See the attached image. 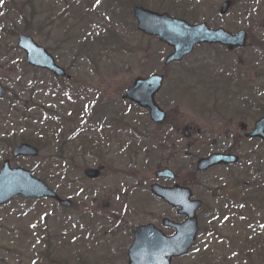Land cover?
<instances>
[{"label":"rangeland","instance_id":"obj_1","mask_svg":"<svg viewBox=\"0 0 264 264\" xmlns=\"http://www.w3.org/2000/svg\"><path fill=\"white\" fill-rule=\"evenodd\" d=\"M78 1L37 0L32 9L21 0H0V84L7 89L0 101V169L9 160L13 168L32 170L73 202L66 210L51 200L17 197L0 208V264H128L140 226L170 234L161 221L184 219L151 195L154 183L188 187L204 204L195 248L173 264H264V142L248 141L240 129L244 123L251 131L264 115V0H234L224 17L219 9L227 0H108L122 8L115 27L122 41L117 54L90 50L92 62L71 40L84 42L110 25L101 8L93 12ZM135 3L233 34L245 30L251 45L236 55L199 47L165 68L171 50L137 31ZM20 34L45 47L72 78L60 81L30 68L17 47ZM234 67L245 76L231 97ZM152 74L166 79L157 97L167 114L160 126L121 99L137 77ZM92 107L96 113L85 128ZM58 128L68 145L61 165L71 160L67 177H58ZM23 142L38 147L40 157L13 158ZM217 152L236 153L243 164L196 173L197 161ZM88 168L101 169L100 178L87 179ZM162 169L172 170L176 180H157Z\"/></svg>","mask_w":264,"mask_h":264},{"label":"water","instance_id":"obj_2","mask_svg":"<svg viewBox=\"0 0 264 264\" xmlns=\"http://www.w3.org/2000/svg\"><path fill=\"white\" fill-rule=\"evenodd\" d=\"M231 6L232 2H225L220 9V14L226 15ZM132 11L137 20L139 32L146 36L157 37L162 44L173 49L164 62L165 66L180 63L198 45L219 44L232 51L244 48L247 44L244 31L232 35L222 28L212 30L206 23L191 25L183 19L171 17L167 13H157L138 4L133 6ZM18 47L26 53V60L30 66L48 70L59 78L68 77L65 70L56 64L47 50L39 46L31 37L20 35ZM163 82L164 77L158 74L148 78H136L133 86L123 94L122 98L149 110L151 120L161 124L166 120V113L156 103L155 98ZM4 94L5 90L0 85V100ZM244 128L246 127L243 126ZM184 135L187 138L190 136L188 128L184 130ZM246 137L264 140V117L255 124L254 130ZM12 154L15 158H36L39 156V150L32 145L21 144ZM237 160V157L231 155L215 154L199 160L197 170L203 172L221 164L236 163ZM85 175L90 179H96L100 176V171L87 169ZM157 178L174 180L175 176L170 170H163L157 174ZM151 189L156 197L163 199L174 208H179L178 214L185 215L187 220L182 224H175L164 219L163 226L175 230V234L170 237L165 236L153 225L140 227L135 233L133 244L127 251L128 264H172L174 258L184 257L189 253L199 231L196 212L201 208L202 203L191 201L192 194L189 189L178 185L164 188L158 184L152 185ZM17 196L25 199L50 198L63 206H71L70 201L60 199L43 181L34 177L33 171L21 167L12 168L10 161H6L0 171V206Z\"/></svg>","mask_w":264,"mask_h":264},{"label":"trees","instance_id":"obj_3","mask_svg":"<svg viewBox=\"0 0 264 264\" xmlns=\"http://www.w3.org/2000/svg\"><path fill=\"white\" fill-rule=\"evenodd\" d=\"M21 2L23 3L22 4L23 6H25V4H31L32 9H34L35 4L37 3V0H21ZM80 2H83L85 4V6L87 5L88 9L93 8L94 9L93 12H97V10L100 11V8H101L102 12L104 14H99V15L104 17L105 19L107 18V20H105V22H108V25H110V27L109 28H106V27L98 28L97 29L98 34L95 33L94 35H90L88 38L87 37L84 38L85 39L84 42H79L81 37L76 36L75 38H73L71 40V43L75 42L78 45V49H80V51H85L87 55H88V52L90 50L99 51L98 48H100V47L102 48V50L106 49L107 53L111 52V53L117 54V46H119L121 44L122 40L120 38V35L116 32L117 30L115 27H116V25H118V23L121 24V21L123 20L122 14H120V12L122 11L121 6L119 7L117 5L116 1H112V2L109 1L108 2V0H106L105 2H104V0H79L78 3H80ZM102 4H105L104 7H102ZM32 16L35 17V14H33V15L31 14V17ZM78 49L76 50V52H78ZM76 57L79 58L80 56L77 55ZM81 57L83 59L88 60V61H91V62L93 61L92 60L93 56L88 55L85 57L84 55H82ZM56 135H57V137H60L59 138L60 142H58V150L56 153V157L61 159L57 162V164L61 167L60 171H59L60 176L58 175V177H61V176L67 177V174H66L67 171L65 170V168L67 166H71L70 165L71 160L68 163L69 165L62 166L61 163H62V159L65 157V152L68 149V145L64 139L63 140L61 139L62 136L58 135V130L56 131ZM84 147H86V144H84V146H82V149H84ZM52 163H54V162H52ZM57 164H55V165H57Z\"/></svg>","mask_w":264,"mask_h":264},{"label":"flooded vegetation","instance_id":"obj_4","mask_svg":"<svg viewBox=\"0 0 264 264\" xmlns=\"http://www.w3.org/2000/svg\"><path fill=\"white\" fill-rule=\"evenodd\" d=\"M247 32V31H246ZM247 37H248V40H250V37H249V33L247 32ZM199 48V47H198ZM248 48V47H247ZM247 48H245V49H236V50H234V51H231V52H229V51H227L229 54H232V55H236V53L237 52H239V51H244V50H246ZM196 50V49H195ZM194 50V51H195ZM193 54V53H192ZM243 66H245V65H243ZM246 67V66H245ZM233 71L234 72H230V75H231V77H232V81L230 82V83H232V87H231V91L233 92L234 91V88L235 87H238V86H240V85H242V84H240V85H238V86H236V82L237 81H242L243 79H244V76H245V74L244 73H242V74H239V73H237V70H236V67H234L233 68ZM245 71H246V69H245ZM244 71V72H245ZM247 91H252V90H249V88L248 89H246L245 88V90H243V92L245 93V92H247ZM234 93V92H233ZM242 97V96H241ZM232 152H228V154H231ZM234 154V153H233ZM243 163H242V159L240 158L239 159V162H238V164H236V165H232V166H218V167H216V168H214V169H221V168H232V167H234V166H239V165H242ZM177 184V183H176ZM179 185V184H178ZM168 187H170V186H168ZM171 209H173L172 207H170ZM174 210V209H173ZM175 212H176V215H178V213H177V211L175 210ZM182 218V217H181ZM184 221V219L181 221V222H177V223H182ZM174 222H176V221H174ZM171 232H170V234H168V235H172L173 234V232H172V230H170Z\"/></svg>","mask_w":264,"mask_h":264}]
</instances>
